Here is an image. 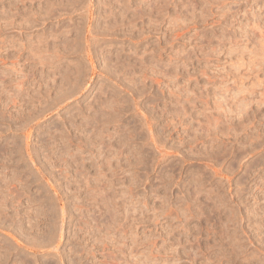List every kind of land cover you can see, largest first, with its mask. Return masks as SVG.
I'll use <instances>...</instances> for the list:
<instances>
[{
    "label": "rangeland",
    "instance_id": "obj_1",
    "mask_svg": "<svg viewBox=\"0 0 264 264\" xmlns=\"http://www.w3.org/2000/svg\"><path fill=\"white\" fill-rule=\"evenodd\" d=\"M0 264H264V0H0Z\"/></svg>",
    "mask_w": 264,
    "mask_h": 264
}]
</instances>
